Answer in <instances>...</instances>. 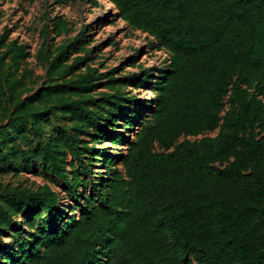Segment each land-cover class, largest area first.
<instances>
[{
  "label": "trees",
  "instance_id": "16d2710c",
  "mask_svg": "<svg viewBox=\"0 0 264 264\" xmlns=\"http://www.w3.org/2000/svg\"><path fill=\"white\" fill-rule=\"evenodd\" d=\"M108 1L168 54L157 78L68 63L56 16L35 88L26 45L0 34V174L30 161L76 198L66 216L50 184L0 193V264H264V0ZM119 117L138 128L101 181L86 137Z\"/></svg>",
  "mask_w": 264,
  "mask_h": 264
},
{
  "label": "rangeland",
  "instance_id": "374dc122",
  "mask_svg": "<svg viewBox=\"0 0 264 264\" xmlns=\"http://www.w3.org/2000/svg\"><path fill=\"white\" fill-rule=\"evenodd\" d=\"M56 16L71 23L69 31L60 36H54L51 29L47 33L53 38L54 47L59 44L72 46L68 63H71L75 56H83L86 52L87 56L82 65L88 63L96 66L101 72L118 68L116 76L136 72L140 67L156 69L153 72L156 78L160 74L159 68L166 66L168 54L152 37L120 19L116 9L108 0H0V34L8 28L9 38H15L26 45L27 61L36 81L35 88L40 86L45 75L43 65L36 59L42 41L40 30L45 23H49ZM83 33L86 34L84 38ZM80 40L84 42V48L81 49L77 48ZM131 60L134 61V65H130ZM105 82L106 79L96 91H108ZM123 91L131 93L139 100L153 95L149 90L133 89L132 86L125 87ZM147 115L148 113H144L142 118ZM124 118L119 117L113 127H109L114 123L109 119V123H105V131L100 133L98 139L89 140L86 137L87 145L97 150L93 155L92 170L95 175L100 176L101 181L104 180L107 172L121 169L119 157L126 151L127 143L134 139L138 125L134 118L128 123H123ZM216 132L207 135L214 136ZM117 136H122V139L113 142L112 140ZM15 142H22V136ZM107 158H110V162L104 167V160ZM69 159L70 157L67 156V160ZM30 163L29 161V167H25L21 162L17 171L0 174V193L11 192L16 188L36 189L43 184H50L61 192V204L66 209V216H70L69 210L76 198H72L70 194L54 185L53 181L57 180L55 177L45 174L40 168L30 167L32 165Z\"/></svg>",
  "mask_w": 264,
  "mask_h": 264
},
{
  "label": "bare ground",
  "instance_id": "6f19581e",
  "mask_svg": "<svg viewBox=\"0 0 264 264\" xmlns=\"http://www.w3.org/2000/svg\"><path fill=\"white\" fill-rule=\"evenodd\" d=\"M110 3V2H109Z\"/></svg>",
  "mask_w": 264,
  "mask_h": 264
},
{
  "label": "water",
  "instance_id": "95a60500",
  "mask_svg": "<svg viewBox=\"0 0 264 264\" xmlns=\"http://www.w3.org/2000/svg\"><path fill=\"white\" fill-rule=\"evenodd\" d=\"M118 15V14H117Z\"/></svg>",
  "mask_w": 264,
  "mask_h": 264
}]
</instances>
